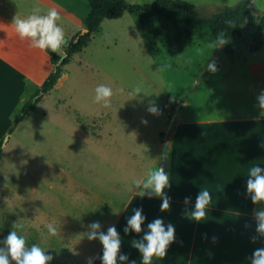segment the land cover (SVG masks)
<instances>
[{
  "label": "rangeland",
  "instance_id": "obj_1",
  "mask_svg": "<svg viewBox=\"0 0 264 264\" xmlns=\"http://www.w3.org/2000/svg\"><path fill=\"white\" fill-rule=\"evenodd\" d=\"M235 1L196 6L212 15ZM248 1L264 16V0ZM58 24L65 32L64 54L85 26L62 13ZM100 84L114 93L107 108L94 102ZM262 90L264 29L258 25H245L241 38L218 47L209 29L191 31L158 15L146 22L131 12L105 18L88 45L63 66L55 87L3 137L0 242L15 230L28 247L37 244L52 255V264H87L101 245L87 238L88 225L99 221L106 234L139 189L134 182L162 167L180 99L191 103L181 105L179 118L261 115ZM152 102L158 114L147 110ZM49 223L58 235L48 234Z\"/></svg>",
  "mask_w": 264,
  "mask_h": 264
},
{
  "label": "crops",
  "instance_id": "obj_2",
  "mask_svg": "<svg viewBox=\"0 0 264 264\" xmlns=\"http://www.w3.org/2000/svg\"><path fill=\"white\" fill-rule=\"evenodd\" d=\"M190 1L203 5L220 0ZM242 1L228 3L224 9ZM34 8H39L40 14L56 8L60 15L84 20L92 5L89 0H0V140L52 72L50 50L30 48L28 41L19 39L12 24L15 15L26 18ZM179 101L183 105L191 103L188 99ZM179 115L180 110L168 140L164 170L171 184L164 189L171 198V210L162 212L161 198L140 197V189L130 194L111 225L120 233L121 254H127L129 262L142 264L139 251L131 243L143 237L148 223L162 218L165 225L175 226V241L167 255L154 258L153 264H251L253 251L264 247V238L258 237L255 243L251 239L257 235L255 212L264 208V202H251L246 181L251 167H264V115ZM201 189L212 194V203L206 209L205 220L194 222L187 218L186 210H191ZM186 196L192 198L188 205L184 203ZM134 208H143V231L125 234L127 218ZM102 250L101 244L92 256V264H101ZM118 264L122 262L118 260Z\"/></svg>",
  "mask_w": 264,
  "mask_h": 264
},
{
  "label": "clouds",
  "instance_id": "obj_3",
  "mask_svg": "<svg viewBox=\"0 0 264 264\" xmlns=\"http://www.w3.org/2000/svg\"><path fill=\"white\" fill-rule=\"evenodd\" d=\"M39 8H34L32 14L26 18L19 15L13 17L12 24L16 35L22 41H28L29 47L39 49L41 51L50 50L52 53H60L61 47L65 44V32L58 21L60 13L56 8H51L47 14H40ZM228 41L223 36L218 38V47L225 45ZM207 68L210 71H216L215 64L209 63ZM141 93L138 87L135 94ZM114 95L113 90L104 84H100L95 88L94 102L102 104L107 108L111 104V97ZM258 106L261 109V115H264V90L257 97ZM152 114H158L159 110L154 102L150 103L148 109ZM147 123V121H144ZM248 179L246 181L247 194L250 196L253 204L264 202V167L255 165L248 170ZM135 187L139 188V196H148L149 199L153 195L160 197L162 203L160 210H171V198L164 192L165 188H170L169 175L164 171L163 167L157 169H148L143 181L134 182ZM191 197H185L184 203H191ZM212 203V194L208 190H200L196 197L191 210L188 212L187 218L194 222H203L207 215L206 209ZM133 214L127 218V224L124 227V233L130 231L137 234L143 231L142 225L145 223L146 216L143 214V208L132 209ZM255 232L257 235L252 236V242L255 243L259 238H264V208L255 212ZM16 227H21L16 225ZM50 236L58 235L56 226L49 223L46 225ZM89 232L87 238L89 240L98 239L102 246L101 264H118L120 262H129L127 254H121V236L115 226H110L105 234L100 231L101 224L99 221H93L88 225ZM148 231L144 233L141 239L133 240L131 246L137 249L142 258V264H153L154 258H164L169 246L175 241V226L172 223L165 225L162 218H156L147 224ZM215 240V237H213ZM0 243L4 247H0V264H49L53 260V256L46 254L45 250L37 244L27 246L26 240L19 235L17 231L12 230L7 237ZM93 258H88L87 264H92ZM251 264H264V247L257 248L250 257ZM129 264H136V261H130Z\"/></svg>",
  "mask_w": 264,
  "mask_h": 264
},
{
  "label": "trees",
  "instance_id": "obj_4",
  "mask_svg": "<svg viewBox=\"0 0 264 264\" xmlns=\"http://www.w3.org/2000/svg\"><path fill=\"white\" fill-rule=\"evenodd\" d=\"M92 9L84 18V26L88 31L78 32L66 47L68 56L62 64L58 61L62 55L52 53L55 69L49 74L42 87L33 95V98L24 104L17 115L10 131L36 108L43 95L51 91L62 76L63 66L68 63L74 53L82 51L91 40L93 34L100 29L105 18L122 17L126 12L140 16L142 21H149L153 16L174 20L178 25L188 30L209 29L213 36H223L227 41L239 39L243 36L245 25H258L264 29V16L257 14L248 0L214 13L203 15L194 2L190 0H153L145 3H133L130 0H89ZM80 35L79 39L77 37ZM4 154V138L0 140V159Z\"/></svg>",
  "mask_w": 264,
  "mask_h": 264
},
{
  "label": "water",
  "instance_id": "obj_5",
  "mask_svg": "<svg viewBox=\"0 0 264 264\" xmlns=\"http://www.w3.org/2000/svg\"><path fill=\"white\" fill-rule=\"evenodd\" d=\"M88 31V28H84L81 33L84 34L85 32ZM80 35L77 37V39H79ZM68 56V53L65 52L64 54H62V56L60 57L59 61H58V64H62L65 60V58ZM182 105V102H180L177 106V109L174 111L172 117H171V121H170V124H169V132H168V135L170 134V132L172 131L173 129V126H174V123L177 119V116H178V113H179V109ZM168 148H169V141L165 142L164 143V147H163V162H162V167L163 169L165 170L166 169V165H167V152H168Z\"/></svg>",
  "mask_w": 264,
  "mask_h": 264
}]
</instances>
